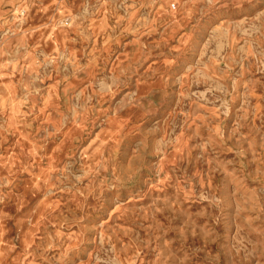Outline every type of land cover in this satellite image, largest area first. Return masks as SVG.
Segmentation results:
<instances>
[{"label":"rangeland","instance_id":"obj_1","mask_svg":"<svg viewBox=\"0 0 264 264\" xmlns=\"http://www.w3.org/2000/svg\"><path fill=\"white\" fill-rule=\"evenodd\" d=\"M0 264H264V0H0Z\"/></svg>","mask_w":264,"mask_h":264},{"label":"built area","instance_id":"obj_2","mask_svg":"<svg viewBox=\"0 0 264 264\" xmlns=\"http://www.w3.org/2000/svg\"><path fill=\"white\" fill-rule=\"evenodd\" d=\"M173 8H176V5L175 4L173 5Z\"/></svg>","mask_w":264,"mask_h":264}]
</instances>
